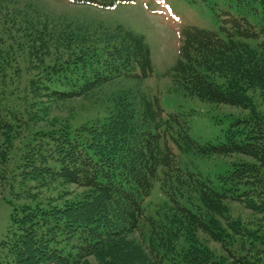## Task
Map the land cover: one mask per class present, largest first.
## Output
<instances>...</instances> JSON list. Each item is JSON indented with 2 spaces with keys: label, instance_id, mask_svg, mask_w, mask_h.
<instances>
[{
  "label": "trees",
  "instance_id": "16d2710c",
  "mask_svg": "<svg viewBox=\"0 0 264 264\" xmlns=\"http://www.w3.org/2000/svg\"><path fill=\"white\" fill-rule=\"evenodd\" d=\"M78 1L109 9L133 0ZM232 1L258 18L262 35L228 11L218 30L185 26L168 73L189 95L248 115L228 127L224 141L201 143L185 114L166 113L157 95L129 88L90 122L39 124L11 171L12 193L23 202L2 240L4 264H264V232L254 225L264 221V112L249 93L257 89L264 103V0ZM152 71L142 34L55 21L29 3L0 0V148L48 107ZM188 153L243 158L213 181L181 162ZM9 159L0 162V181ZM155 181L169 200L156 215L144 206ZM233 202L258 220L233 216Z\"/></svg>",
  "mask_w": 264,
  "mask_h": 264
},
{
  "label": "rangeland",
  "instance_id": "374dc122",
  "mask_svg": "<svg viewBox=\"0 0 264 264\" xmlns=\"http://www.w3.org/2000/svg\"><path fill=\"white\" fill-rule=\"evenodd\" d=\"M22 4L29 3L41 14L55 21L70 24H95L113 27L121 25L136 33L142 34L146 39L151 52L152 74L145 79L122 78L105 84L97 92L88 97L75 98L59 106H50L38 117V122L32 127L28 124L19 128L15 135L6 138L8 147L2 145L0 157L2 161L9 159L6 164V178L0 181V264L8 259L6 248L2 240L7 234L11 224V212L14 206L23 202L16 199L12 191H16L18 183L12 179V168L22 144L30 138L40 125H69L90 122L97 116H102L106 111V104L115 93L125 89L145 93L149 96L157 95L160 104L166 113L181 112L186 115L190 124V135L197 141L221 142L225 140L226 130L237 119L248 115V110L226 103H214L201 100L189 95L183 88L177 87L168 73L178 57L179 39L181 30L188 25L218 30L225 11L235 17L245 16L259 34L262 26L258 18L244 10H238L232 0H134L128 3H119L113 8L104 9L94 4L78 0H17ZM262 35V34H260ZM259 39H262L260 37ZM254 43L255 40H248ZM253 95V102L258 111L264 112V103L258 96V90L249 92ZM40 124V125H39ZM24 128V129H23ZM1 135V133H0ZM14 136V137H13ZM0 136V144L4 143ZM243 158L238 155L232 157L220 154L200 156L194 153L181 155L182 163L189 169L199 172L203 177L216 181L218 174L231 168L232 159ZM30 164V163H29ZM32 164H30L31 166ZM34 186V185H33ZM79 190L74 185L69 186ZM41 190V189H39ZM47 196V189L42 191ZM53 193L57 190H52ZM36 194L37 191H34ZM42 197V196H41ZM169 200L160 193L159 183L155 181L149 195L144 200L147 213L155 214L157 209L163 210ZM233 216L243 218H259L249 209L238 203H228ZM254 223L264 232V221ZM260 225V226H259ZM250 227H253L251 225ZM209 247L221 252L218 242H208Z\"/></svg>",
  "mask_w": 264,
  "mask_h": 264
}]
</instances>
